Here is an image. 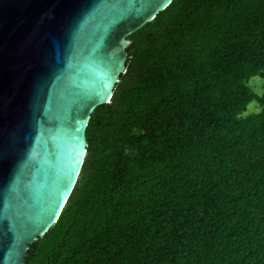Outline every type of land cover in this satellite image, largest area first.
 <instances>
[{
  "label": "trees",
  "instance_id": "trees-1",
  "mask_svg": "<svg viewBox=\"0 0 264 264\" xmlns=\"http://www.w3.org/2000/svg\"><path fill=\"white\" fill-rule=\"evenodd\" d=\"M128 39L26 264H264V0H174Z\"/></svg>",
  "mask_w": 264,
  "mask_h": 264
},
{
  "label": "water",
  "instance_id": "water-1",
  "mask_svg": "<svg viewBox=\"0 0 264 264\" xmlns=\"http://www.w3.org/2000/svg\"><path fill=\"white\" fill-rule=\"evenodd\" d=\"M174 0H0V264H26L57 223L128 37Z\"/></svg>",
  "mask_w": 264,
  "mask_h": 264
},
{
  "label": "rangeland",
  "instance_id": "rangeland-1",
  "mask_svg": "<svg viewBox=\"0 0 264 264\" xmlns=\"http://www.w3.org/2000/svg\"><path fill=\"white\" fill-rule=\"evenodd\" d=\"M248 85L255 94L259 96L264 95V80L261 77L256 76L251 78L250 81L248 82ZM260 110L261 108L257 102H251L248 106L247 111L243 114V116L256 114Z\"/></svg>",
  "mask_w": 264,
  "mask_h": 264
}]
</instances>
